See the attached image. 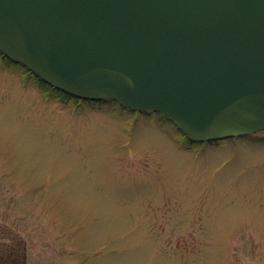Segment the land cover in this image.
Here are the masks:
<instances>
[{"label": "rangeland", "instance_id": "1", "mask_svg": "<svg viewBox=\"0 0 264 264\" xmlns=\"http://www.w3.org/2000/svg\"><path fill=\"white\" fill-rule=\"evenodd\" d=\"M33 78L0 55V240L26 264H264V131L190 145Z\"/></svg>", "mask_w": 264, "mask_h": 264}, {"label": "water", "instance_id": "2", "mask_svg": "<svg viewBox=\"0 0 264 264\" xmlns=\"http://www.w3.org/2000/svg\"><path fill=\"white\" fill-rule=\"evenodd\" d=\"M0 52L193 142L264 131V0H0Z\"/></svg>", "mask_w": 264, "mask_h": 264}, {"label": "trees", "instance_id": "3", "mask_svg": "<svg viewBox=\"0 0 264 264\" xmlns=\"http://www.w3.org/2000/svg\"><path fill=\"white\" fill-rule=\"evenodd\" d=\"M8 62L13 65L19 66L24 70H27L23 66L13 63L10 60H8ZM32 76L34 77L33 79L37 80L39 84L48 86L44 84L42 81H40L35 75L32 74ZM189 144L191 145L194 143L190 142ZM9 240L10 243H6V241L4 242L3 240H0V264H26L27 253L24 242L20 239H15V238H11Z\"/></svg>", "mask_w": 264, "mask_h": 264}]
</instances>
